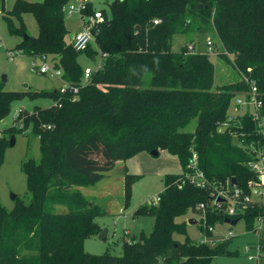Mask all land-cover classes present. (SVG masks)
<instances>
[{
    "label": "trees",
    "instance_id": "obj_1",
    "mask_svg": "<svg viewBox=\"0 0 264 264\" xmlns=\"http://www.w3.org/2000/svg\"><path fill=\"white\" fill-rule=\"evenodd\" d=\"M68 1L15 0L5 15L10 31L22 34L15 49L49 54L69 86L36 91L51 97L52 104L24 109L21 120L39 137L41 157L20 162L28 199L16 198L11 209L0 202V264H210L213 256L232 252L231 238L211 245L175 235L186 232L196 204L209 199L208 190L183 176L193 152L198 166L218 185L233 176L243 185L253 175L245 164V149L217 124L226 118L231 99L247 92L252 82L264 98V0H111L112 15L101 8L105 20L94 35L106 55L84 84L80 80L86 65L77 57L84 52L94 60L97 49L90 44L78 51L66 43L63 7ZM94 9L90 2L83 12ZM25 11L33 13L38 25V33L27 32L26 38ZM190 32L213 33L221 44L217 56L237 78L218 84L208 54L187 49L193 39L172 47L175 34ZM70 85L78 86L77 93ZM22 94L4 89L0 78V121ZM242 122L252 136L253 121L244 115ZM19 129H0V165L10 136ZM152 149L175 155L182 170L164 175L156 204L138 208L153 217L151 231L125 240L120 254L85 251L84 239L98 233L94 218L104 211L70 187L93 184L117 160ZM59 204L67 210L55 211ZM258 215L264 216V206L256 202L241 215L245 228L251 229ZM225 217L223 210L208 207L198 224L210 235L207 226L223 223Z\"/></svg>",
    "mask_w": 264,
    "mask_h": 264
},
{
    "label": "rangeland",
    "instance_id": "obj_2",
    "mask_svg": "<svg viewBox=\"0 0 264 264\" xmlns=\"http://www.w3.org/2000/svg\"><path fill=\"white\" fill-rule=\"evenodd\" d=\"M14 1H0V78L2 79L1 76L5 74L4 89L24 92L19 98L11 102L9 113L4 117V120L0 121V129L14 125L21 130L15 133V142L6 147L0 165V202L7 209L14 206L16 198L28 199L26 174L20 167L21 160L30 157L39 160L41 157L39 137L31 134V124L26 125L19 118H15L14 113L20 106L26 111H31L36 107L52 104L51 97L35 93L36 91L57 88L61 84L60 79L56 76L32 68L33 61L36 64L40 63L39 57L36 55L17 52L13 59L8 58L7 48L15 49L16 44L22 38V34H15L10 31L5 18ZM110 1L93 0V4L96 8H104L107 16L111 17ZM12 19L16 26L20 24L16 17ZM22 20L26 33L32 35L38 33V25L32 12H23ZM65 23L68 28L65 40L69 44L74 32L80 28L77 14L65 15ZM207 35L213 38V45L217 50L210 53H206L205 50L202 52L208 54L215 65L216 82L220 84L233 81L237 76L229 65L217 56V51L221 49V45L213 33H177L173 36L172 47L177 49L181 43L187 44L188 40L193 39L192 43L195 41V49H206L205 37ZM77 59L82 65H95L94 60L84 52H80ZM233 101L232 98L229 105L230 111H236ZM42 125L48 127L46 122ZM193 126L194 122H191L187 128L191 129ZM181 170L179 159L165 149H161L158 155H152L148 151H140L125 160H117L114 166L105 171L104 175L95 183L71 186L70 192L79 189L83 196L100 206L104 213L96 216L94 221L97 223L99 231L103 227L108 229L103 238H99L98 233L86 237L83 243L84 250L93 254H120L122 243L125 240L138 239L142 232L146 235L149 234L153 225V217L145 212H139L138 208L143 205H150L156 199L164 187L163 177L167 172H180ZM12 193L16 194L14 198L11 197ZM54 208L58 212L67 210L66 206L61 204L55 205ZM195 210L189 215H193L191 217L197 221L194 223L187 222L186 232L175 235L181 241L185 240L186 236L195 240H201L203 237V230L198 224L199 216ZM228 228H232L235 233L234 237H229L232 241L228 248L232 252L213 256L210 264H255L253 260L247 258V253L255 252L254 247L246 251L244 246L246 243L254 244L258 235L245 228L243 220L240 219L235 224L226 222L217 224L216 232L212 233L211 236L216 238L217 242L221 241L223 240L221 236ZM207 239H209L208 236Z\"/></svg>",
    "mask_w": 264,
    "mask_h": 264
},
{
    "label": "built area",
    "instance_id": "obj_3",
    "mask_svg": "<svg viewBox=\"0 0 264 264\" xmlns=\"http://www.w3.org/2000/svg\"><path fill=\"white\" fill-rule=\"evenodd\" d=\"M93 0H69L64 5V12L66 16H72L77 14L81 28L74 32L71 37V45L75 50H84L90 44H94V35L98 30L99 25L105 20V15L101 8H95L90 14H85L83 11L86 9L88 3ZM160 21L159 18H154L153 22ZM91 30L95 33L92 34ZM206 53L215 52L217 49L213 45V38L210 35L205 37ZM97 55L94 57L95 65H86L83 69V74L80 83L84 84L90 80L91 74L95 69L102 67L103 58L106 52L101 51L96 45ZM187 49L194 51L195 47L193 43L187 45ZM17 52H21L20 49L7 48V56L9 59H13ZM40 63L36 64L32 62L33 69L39 72H48L52 76H56L60 79L61 84L59 88L61 90L69 86V83L63 77V69L57 66L47 53L37 55ZM73 93H77L78 86L70 85ZM233 106L236 111H228L226 118L217 124V129L220 131L227 130L233 136L235 144L243 147L248 155L245 164L249 170L253 173L246 182L241 185L238 181L232 183L231 179H227L223 184H217L212 181L204 170H202L197 164V154L193 152L187 163L189 171L183 176L189 183L205 188L209 192V199L207 202H199L196 204V212L199 218H204L207 208L212 210H223L227 213V217L243 220L241 215L250 207L256 203L264 206V98L261 95V91L257 87L256 83L250 84L247 92H240L233 97ZM54 103H57L54 101ZM60 105V104H58ZM24 113V108L21 106L14 113L15 118L21 120L20 115ZM247 115L250 120L253 121V135L247 136L243 127L244 123L242 118ZM22 121V120H21ZM234 125H238L240 128H233ZM22 127L21 125H19ZM50 126V125H48ZM240 129V130H237ZM24 133H26L23 130ZM181 186V184H179ZM160 197L157 195L156 199L151 204H156ZM244 222V220H243ZM228 223V222H226ZM208 225L207 231L215 233L216 225ZM230 224V223H229ZM245 227V224H244ZM258 235L254 244L246 243L244 248L249 251L254 247L255 252L247 253V258L253 260L255 264L264 263V250L261 247V236L264 233V216L258 215L255 217L253 226L250 229ZM211 234L203 232V237L200 241L208 242L214 245L217 240L212 237ZM207 236L209 239H207ZM235 233L232 228H228L227 231L221 236V238L234 237Z\"/></svg>",
    "mask_w": 264,
    "mask_h": 264
},
{
    "label": "water",
    "instance_id": "obj_4",
    "mask_svg": "<svg viewBox=\"0 0 264 264\" xmlns=\"http://www.w3.org/2000/svg\"><path fill=\"white\" fill-rule=\"evenodd\" d=\"M91 32H92V34L95 33L94 30H91ZM23 37H24V38L27 37V33H26V32H23ZM1 77H2V80H3V81L6 79L5 74H3ZM2 120H4V119H2ZM14 142H15V135L12 134V135L10 136V139H9V145H12ZM150 153H151L152 155H158V150H157V149H152V150L150 151ZM231 181H232V183H236V182H237V181H236V178H235L234 176L231 177ZM15 195H16L15 193H12V194H11V197L14 198ZM238 219H239L238 217H235V218L225 217V218H224V222H228V223H230V224H235V223L238 221ZM196 221H197V220H196L194 217H189V218L187 219V222H188V223H194V222H196ZM107 230H108L107 227H103V228L98 232V237H99V238H103V237L106 235ZM263 236H264V233H263Z\"/></svg>",
    "mask_w": 264,
    "mask_h": 264
},
{
    "label": "crops",
    "instance_id": "obj_5",
    "mask_svg": "<svg viewBox=\"0 0 264 264\" xmlns=\"http://www.w3.org/2000/svg\"><path fill=\"white\" fill-rule=\"evenodd\" d=\"M92 3H93V1H92ZM94 5V4H93ZM95 7V6H94ZM96 8V7H95ZM181 44H183V43H181ZM180 44V45H181ZM193 44H194V47H195V41H193ZM221 45V44H220ZM196 50H198V51H204L205 50V48H197ZM86 65H89V64H86Z\"/></svg>",
    "mask_w": 264,
    "mask_h": 264
}]
</instances>
